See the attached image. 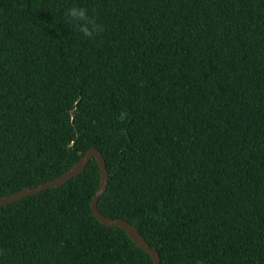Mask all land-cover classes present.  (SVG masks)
Segmentation results:
<instances>
[{
    "label": "trees",
    "instance_id": "16d2710c",
    "mask_svg": "<svg viewBox=\"0 0 264 264\" xmlns=\"http://www.w3.org/2000/svg\"><path fill=\"white\" fill-rule=\"evenodd\" d=\"M0 0V198L97 149L99 212L160 264H264V0ZM91 158L0 207V264H153L90 203Z\"/></svg>",
    "mask_w": 264,
    "mask_h": 264
},
{
    "label": "water",
    "instance_id": "95a60500",
    "mask_svg": "<svg viewBox=\"0 0 264 264\" xmlns=\"http://www.w3.org/2000/svg\"><path fill=\"white\" fill-rule=\"evenodd\" d=\"M91 158H94L98 164L100 170V184L92 197L90 203V209L92 211L93 216L102 224L106 226H118L122 228L128 236L145 252H147L151 258L153 264H160L159 255L156 250L151 249L146 241L140 236L138 231L129 224L127 221L123 219H111L104 215H102L98 208H97V201L99 197L104 194L107 188V181H108V172L106 169L105 161L101 153L94 148L89 149L85 155L74 165V167L69 170L68 172L64 173L63 175L50 180L49 182L40 184L34 188H26L9 196L0 198V207L6 204H9L17 199H21L23 197L34 195L44 189L58 187L64 184L70 178L78 175L84 168L86 167L87 163Z\"/></svg>",
    "mask_w": 264,
    "mask_h": 264
},
{
    "label": "clouds",
    "instance_id": "9594fccd",
    "mask_svg": "<svg viewBox=\"0 0 264 264\" xmlns=\"http://www.w3.org/2000/svg\"><path fill=\"white\" fill-rule=\"evenodd\" d=\"M62 15L64 22L83 38H95L104 31L97 14L79 0H70Z\"/></svg>",
    "mask_w": 264,
    "mask_h": 264
}]
</instances>
